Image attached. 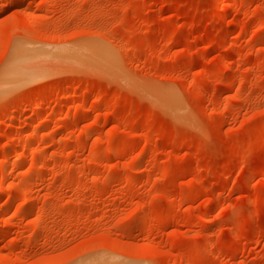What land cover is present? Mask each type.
<instances>
[{"label":"rangeland","instance_id":"obj_1","mask_svg":"<svg viewBox=\"0 0 264 264\" xmlns=\"http://www.w3.org/2000/svg\"><path fill=\"white\" fill-rule=\"evenodd\" d=\"M0 264H264V0H0Z\"/></svg>","mask_w":264,"mask_h":264},{"label":"bare ground","instance_id":"obj_2","mask_svg":"<svg viewBox=\"0 0 264 264\" xmlns=\"http://www.w3.org/2000/svg\"><path fill=\"white\" fill-rule=\"evenodd\" d=\"M17 3V2H16ZM23 46H21V48L19 47L17 50H16V56L14 57V59H13V65L11 66L10 65V68H9V71H8V73H7V79H6V77H4L3 79H4V81H3V84L5 85H8V82H9V85H11L12 83V85H15L14 83L15 82H17V84L19 83V82H21V81H23L22 79H25V78H28V77H30V78H28L29 80L30 79H32V78H39L40 76H42L41 75V73H43V72H34L33 70H31L32 68L31 67H29V68H31V69H29L28 67H23V63H25V62H28V61H32V60H38L39 61V59L41 60L42 58H43V53H34V52H31V51H29V50H26V49H23L22 48ZM75 51H77V50H75ZM75 51H71L69 54H68V57H66V58H74L75 57ZM82 53V52H81ZM88 53V52H87ZM67 54V53H66ZM77 54H79V51H78V53ZM86 54V53H85ZM91 54V53H90ZM89 54V55H90ZM58 57V56H57ZM56 57V58H57ZM60 57H61V55H60ZM63 57H64V54H63ZM62 59V58H61ZM72 59H70V60H72ZM36 60V61H37ZM83 60V59H82ZM37 61V62H38ZM33 62V61H32ZM12 63V62H11ZM34 64V63H33ZM29 65H30V63H29ZM30 71H29V70ZM34 69V68H33ZM37 70V69H36ZM28 79H26V81L28 80ZM7 80H9V81H7ZM35 80V79H34ZM7 82V83H6ZM100 152V151H99ZM100 155V154H99ZM13 200V199H12ZM244 225H247V223L246 224H244Z\"/></svg>","mask_w":264,"mask_h":264}]
</instances>
